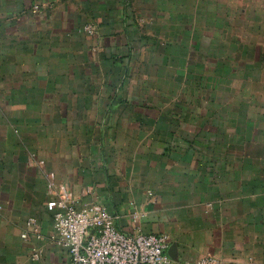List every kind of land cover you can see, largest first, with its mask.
Wrapping results in <instances>:
<instances>
[{"label":"crops","instance_id":"obj_1","mask_svg":"<svg viewBox=\"0 0 264 264\" xmlns=\"http://www.w3.org/2000/svg\"><path fill=\"white\" fill-rule=\"evenodd\" d=\"M63 180L173 264H264V0H0V264H70Z\"/></svg>","mask_w":264,"mask_h":264},{"label":"built area","instance_id":"obj_2","mask_svg":"<svg viewBox=\"0 0 264 264\" xmlns=\"http://www.w3.org/2000/svg\"><path fill=\"white\" fill-rule=\"evenodd\" d=\"M47 194V208L70 264H173L166 253L170 239L159 234L121 231L116 216L96 196L94 185H84L76 192L69 180H63L51 183ZM37 225L35 218L27 221L33 230ZM40 257L38 253L33 259ZM194 264L215 261L203 258Z\"/></svg>","mask_w":264,"mask_h":264}]
</instances>
